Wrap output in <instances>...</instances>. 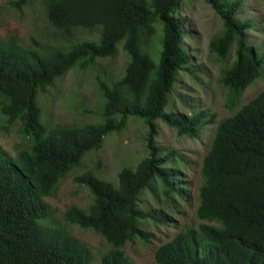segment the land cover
<instances>
[{
  "label": "trees",
  "instance_id": "16d2710c",
  "mask_svg": "<svg viewBox=\"0 0 264 264\" xmlns=\"http://www.w3.org/2000/svg\"><path fill=\"white\" fill-rule=\"evenodd\" d=\"M30 1L13 5L21 10ZM180 1L45 0L46 19L66 48L44 50L35 41L37 48H24L15 36L0 41V112L9 124L19 122L28 143L15 158L0 149V264H95L84 242L45 223L52 213L43 199L130 117L147 127L148 155L134 168H123L116 184L90 172L76 178L92 202L86 210L70 207L64 219L93 230L110 246L98 264H134L123 249L136 239L148 241L142 219L170 224L163 211L145 213L138 202L155 181L169 207L183 195L166 167L167 157L160 156L152 141L156 121L193 139L204 119L196 114L185 121L166 113L179 73H194L184 18L175 14ZM205 1L223 24L207 44V59L223 64L234 47V60L222 69L219 83L241 91L263 61L245 33L250 22L238 18L242 0ZM119 45L128 58L122 75L115 80L97 77L105 99L101 121L47 128L39 96L74 67L88 70L98 60L114 57ZM202 174L199 215L214 225L177 231L155 251L156 264H264V90L218 124Z\"/></svg>",
  "mask_w": 264,
  "mask_h": 264
},
{
  "label": "rangeland",
  "instance_id": "374dc122",
  "mask_svg": "<svg viewBox=\"0 0 264 264\" xmlns=\"http://www.w3.org/2000/svg\"><path fill=\"white\" fill-rule=\"evenodd\" d=\"M16 1L0 0V41L15 36L24 48H37L33 41L44 50L59 46L66 48L62 36L46 19L45 0H31L21 10L13 5ZM239 7V20L250 22L245 32L247 39L263 60L256 77L241 91H231L219 83L222 69L234 60V47L223 64L207 59L210 38L218 35L223 28L221 19L210 5L205 0H181L175 12L184 18V29L188 33L184 41L193 56L194 73H179L170 93V105L166 113L185 121L193 119L196 114H203L204 119L193 139L180 136L176 127L162 120L156 121V134L152 141L160 149V156L167 157L169 162L166 167L173 175L172 180L179 183L178 189L183 195L169 207L157 181L142 192L139 209L145 213L161 210L171 222L160 226L154 225L150 218L141 220L143 232L150 236L148 241L145 243L136 239L133 243H127L123 249L134 264H156L155 251L181 229L199 230L202 224L214 225L199 215L204 159L218 124L233 117L264 90V0H242ZM158 28V34H161ZM127 60L119 45L114 57L98 60L88 70L74 67L57 79L38 99L42 110L41 120L45 126L81 127L100 122L105 99L97 77L100 80L119 78ZM2 102L0 99V107ZM18 127L19 122L9 124L0 112V149L12 158L28 145ZM146 132L147 127L141 120L130 117L119 133L107 136L99 151L88 153L81 165L61 179L51 195L43 199L52 213L45 223L84 242L95 256V264L99 263L110 246L93 230L82 229L64 219V213L70 207L86 210L92 202L89 190L77 184L75 179L90 172L100 180L116 184L117 175L123 168H134L148 155Z\"/></svg>",
  "mask_w": 264,
  "mask_h": 264
}]
</instances>
